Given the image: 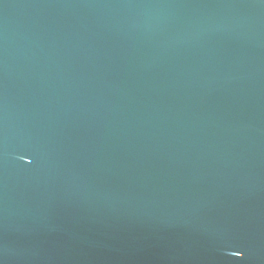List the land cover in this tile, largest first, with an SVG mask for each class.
I'll return each instance as SVG.
<instances>
[{
    "label": "water",
    "instance_id": "1",
    "mask_svg": "<svg viewBox=\"0 0 264 264\" xmlns=\"http://www.w3.org/2000/svg\"><path fill=\"white\" fill-rule=\"evenodd\" d=\"M0 264H264V0H0Z\"/></svg>",
    "mask_w": 264,
    "mask_h": 264
}]
</instances>
